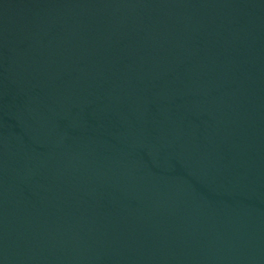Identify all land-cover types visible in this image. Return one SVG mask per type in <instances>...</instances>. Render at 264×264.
I'll return each mask as SVG.
<instances>
[{"label": "water", "instance_id": "1", "mask_svg": "<svg viewBox=\"0 0 264 264\" xmlns=\"http://www.w3.org/2000/svg\"><path fill=\"white\" fill-rule=\"evenodd\" d=\"M0 264H264V0H0Z\"/></svg>", "mask_w": 264, "mask_h": 264}]
</instances>
